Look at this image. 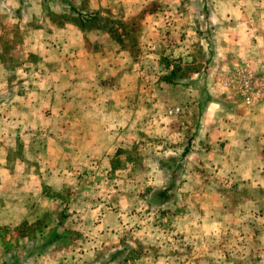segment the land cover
Here are the masks:
<instances>
[{
  "label": "rangeland",
  "instance_id": "obj_1",
  "mask_svg": "<svg viewBox=\"0 0 264 264\" xmlns=\"http://www.w3.org/2000/svg\"><path fill=\"white\" fill-rule=\"evenodd\" d=\"M196 2L199 15L184 13L181 30L151 31L154 65L138 42L148 31L132 29L142 10L129 16L142 73L128 98L136 106L129 125L103 129L112 134L104 132L102 157L67 159L51 149L58 137L48 119L61 114L44 109L46 97L33 93L32 79L14 74L32 61L11 53L0 61V264H264L261 189L255 179L231 173L253 170L255 159L234 157V147L227 159L215 157L210 152L222 150L220 140H196L213 130L238 133L247 118L231 86L232 102L209 94L217 50L205 6ZM101 20L112 21L107 13ZM12 21L0 27L7 52L20 32ZM165 38L168 46L183 40L184 54L159 47ZM212 104L223 108L215 126L205 114ZM53 234L60 239L45 246Z\"/></svg>",
  "mask_w": 264,
  "mask_h": 264
},
{
  "label": "crops",
  "instance_id": "obj_2",
  "mask_svg": "<svg viewBox=\"0 0 264 264\" xmlns=\"http://www.w3.org/2000/svg\"><path fill=\"white\" fill-rule=\"evenodd\" d=\"M195 1L190 2V7L184 0H171L170 4L168 0H0V27L12 21L10 16L15 14L13 28L16 34L20 31L19 38L11 43L14 47L10 52L2 44L7 39H0V61L8 60L7 53L12 57L16 54L13 60L22 62L30 58L33 64L15 68L16 78L32 79L36 86L33 93L46 97L44 109L61 114L48 119V124L55 127V137L59 138L54 137L51 149L64 152L67 159L103 156L104 132L112 134L103 129L130 124L136 102L128 98L138 92L142 74L131 51L129 16L142 10L139 25L132 29L148 31L147 37L139 38L138 42L142 44L143 56L151 58L154 65L157 54L153 48L157 38L153 40L151 31L181 30L184 13L199 15ZM201 1L205 6L203 17L213 29L217 50L211 72L216 88H208L209 94L232 102L231 73L238 67L261 73L258 69L264 44V0ZM105 13L111 22L101 20ZM159 43V47L165 46L174 56H182L187 46L183 40L168 46L166 38ZM159 88L168 89L162 84ZM238 107L242 108L241 102ZM243 108L239 111H245L247 118L245 122L239 120L238 133L225 130L219 135L213 130L207 137L196 140L212 144L220 140L222 150L210 152L215 157L227 159L228 151L234 147L235 151L230 153L234 157L255 159L253 170L236 168L231 173L240 175L241 172L242 178L255 179L264 201V101ZM222 109L219 105L205 108V114L213 116L212 125L216 124L215 118ZM252 140L256 141L255 149L250 146ZM73 149L81 154L77 156ZM111 155L106 153L107 162Z\"/></svg>",
  "mask_w": 264,
  "mask_h": 264
},
{
  "label": "built area",
  "instance_id": "obj_3",
  "mask_svg": "<svg viewBox=\"0 0 264 264\" xmlns=\"http://www.w3.org/2000/svg\"><path fill=\"white\" fill-rule=\"evenodd\" d=\"M231 74L230 86L243 106L251 107L264 101V73L238 68Z\"/></svg>",
  "mask_w": 264,
  "mask_h": 264
},
{
  "label": "trees",
  "instance_id": "obj_4",
  "mask_svg": "<svg viewBox=\"0 0 264 264\" xmlns=\"http://www.w3.org/2000/svg\"><path fill=\"white\" fill-rule=\"evenodd\" d=\"M165 83L167 82V81H164ZM155 195L156 196H158V197H161V198H165L164 197V191H159V192H156L155 193ZM60 239V236L59 235H52V237H51V239H49L46 243H45V246H47V245H50L51 243H53V242H55V241H57V240H59ZM116 254H118V252H116L114 255H113V258H114V256L116 255Z\"/></svg>",
  "mask_w": 264,
  "mask_h": 264
}]
</instances>
